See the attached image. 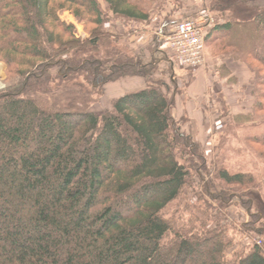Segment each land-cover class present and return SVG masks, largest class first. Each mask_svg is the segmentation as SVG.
Listing matches in <instances>:
<instances>
[{
	"label": "trees",
	"instance_id": "trees-1",
	"mask_svg": "<svg viewBox=\"0 0 264 264\" xmlns=\"http://www.w3.org/2000/svg\"><path fill=\"white\" fill-rule=\"evenodd\" d=\"M103 1L106 11L98 0H0V58L18 78L0 92V264H264L251 241L264 233L256 199L228 189L254 177L210 168L153 64L102 29L83 40L61 18L149 24L175 0ZM259 1L212 0L206 43L264 70ZM253 71L264 112V75ZM135 77L147 86L90 110L108 84ZM251 138L264 146V135ZM214 181L222 188L211 194ZM236 200L247 224L228 216Z\"/></svg>",
	"mask_w": 264,
	"mask_h": 264
},
{
	"label": "rangeland",
	"instance_id": "rangeland-1",
	"mask_svg": "<svg viewBox=\"0 0 264 264\" xmlns=\"http://www.w3.org/2000/svg\"><path fill=\"white\" fill-rule=\"evenodd\" d=\"M98 1L106 11L104 1ZM211 1L169 2L163 10L152 15L149 24L129 23L108 12L101 28L86 21H78L68 12L61 14V18L75 27L81 39H90L94 31L102 29L114 35L111 41L117 42L118 47L126 46L135 51L143 63L153 64L152 79L166 83L171 89L169 96L175 99L170 110L172 117L199 144L212 170L226 168L232 173L242 172L254 177L253 187L249 189L237 186L228 189L236 194L253 195L256 201L251 211L264 217V146L251 138L264 135V112L254 110V83L258 76L253 68L261 75H264V70L251 60L248 63L234 60L236 55L231 49H224L220 40L206 43L203 64L197 69H190L178 64L174 52L160 43L155 35L165 26V21L171 28L190 19L207 24L211 29L217 20V13L211 11ZM257 3L264 5V0ZM244 11L245 8H240L241 13ZM125 79L108 84L104 94L97 97L90 110L100 114L110 108L113 100L122 95L121 83L131 82ZM17 80L7 63L0 58V92L14 86ZM214 187L210 190L211 194L219 193L222 185L214 181ZM237 201L236 206L228 209V216L247 224L251 218ZM249 238L250 235H247L243 240L246 243L255 241L264 250V233L260 240L256 235L251 236V241H248Z\"/></svg>",
	"mask_w": 264,
	"mask_h": 264
},
{
	"label": "built area",
	"instance_id": "built-area-1",
	"mask_svg": "<svg viewBox=\"0 0 264 264\" xmlns=\"http://www.w3.org/2000/svg\"><path fill=\"white\" fill-rule=\"evenodd\" d=\"M209 29L207 24L188 19L175 24L168 33L157 36L174 52L178 64L197 69L204 62Z\"/></svg>",
	"mask_w": 264,
	"mask_h": 264
},
{
	"label": "crops",
	"instance_id": "crops-1",
	"mask_svg": "<svg viewBox=\"0 0 264 264\" xmlns=\"http://www.w3.org/2000/svg\"><path fill=\"white\" fill-rule=\"evenodd\" d=\"M164 27L165 26L161 27V31H157L155 33V35L157 36L159 33L164 32V31H167V30L170 29V27H167V26H166V28H164ZM158 36H157V38H158ZM159 41H160V39H159ZM127 79L128 80H131V82L129 81L128 84L125 83V82H122L121 83V90H122V93L121 94L122 95H119L117 97L123 96L125 94H129V93H133V92L140 91V90H142V89H144L146 87L145 80L142 79V78L135 77V78H127ZM127 79H125V80H127ZM122 84H123V86H122Z\"/></svg>",
	"mask_w": 264,
	"mask_h": 264
}]
</instances>
